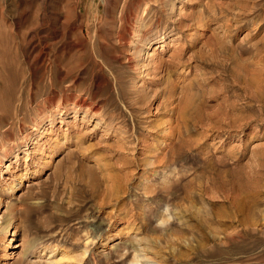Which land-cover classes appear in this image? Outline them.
<instances>
[{
    "label": "rangeland",
    "instance_id": "374dc122",
    "mask_svg": "<svg viewBox=\"0 0 264 264\" xmlns=\"http://www.w3.org/2000/svg\"><path fill=\"white\" fill-rule=\"evenodd\" d=\"M0 200V264H264V0H0Z\"/></svg>",
    "mask_w": 264,
    "mask_h": 264
},
{
    "label": "bare ground",
    "instance_id": "6f19581e",
    "mask_svg": "<svg viewBox=\"0 0 264 264\" xmlns=\"http://www.w3.org/2000/svg\"><path fill=\"white\" fill-rule=\"evenodd\" d=\"M201 18H202V17H201ZM149 44H150V43H149ZM149 44H148V45H149ZM149 47H150V45H149ZM147 51H148V48H147ZM147 51H146V52H147ZM145 56H147V55L145 54ZM189 70H190V69H189ZM168 77H169V76H168ZM172 127H173V126H172ZM166 128H167V127H166ZM169 128H170V127L168 126V130H169ZM165 130L167 131V129H165ZM169 131H170V130H169ZM175 131H176V130H175ZM163 132H164V131H163ZM169 133H170V132H169ZM169 133H167V134H169ZM171 133H172V132H171ZM159 160H160V159H159ZM45 162H47V160H45ZM18 178H19V180H18L16 183H13V184L11 185V187H10V189H11L12 191L16 190V188H19L18 186H19L20 184H22V182H23L22 180L24 179V174L20 173L19 176H18ZM0 201H1V200H0ZM9 229H10V228L8 227V229H7V231H6L7 233L9 232ZM13 230H14V229H13ZM15 232H16L15 230L12 231V232H11V235L14 234ZM7 233L5 234L4 238L7 237ZM148 248H149V247H148ZM143 249H144V248H143ZM3 250L5 251V249H3ZM139 250H140V249H139ZM145 250H146V248H145ZM4 254H5V253H4ZM147 254H148V253H147ZM136 259H137V258H136ZM138 262H139V261H137V260L134 259V262H132L131 264H138Z\"/></svg>",
    "mask_w": 264,
    "mask_h": 264
}]
</instances>
